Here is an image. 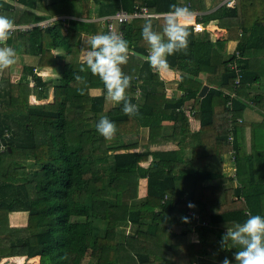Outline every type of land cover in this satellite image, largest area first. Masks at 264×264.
Returning a JSON list of instances; mask_svg holds the SVG:
<instances>
[{
  "label": "trees",
  "instance_id": "1",
  "mask_svg": "<svg viewBox=\"0 0 264 264\" xmlns=\"http://www.w3.org/2000/svg\"><path fill=\"white\" fill-rule=\"evenodd\" d=\"M220 3L0 0V15L16 25L52 20L47 28L16 29L7 41L16 63L0 71V264L22 260L11 257H26L22 264L34 257L39 264H197L204 256L235 264L239 249L220 246L226 228L243 223L248 213L264 216V148L255 143L264 134V0L214 8ZM172 4L198 12L197 22L216 24L227 36L215 41L207 31L184 26L187 54L167 58L168 69L180 73L169 80L144 60L146 21L115 27L130 49L122 66L133 77L127 95L139 105L138 116H126L122 105L105 98L97 77L79 72L87 36L113 33L91 16L132 14L144 5L150 13H166ZM152 21L154 30L163 27L160 19ZM229 43H235L230 53ZM35 68L50 69L54 78L37 76ZM77 74L85 83L74 79ZM204 85L208 91L199 98ZM167 88L179 95L173 103L166 102ZM249 109L262 117L245 118ZM101 117L116 125L110 141L96 131ZM238 118L251 121L247 148ZM212 201L219 202L217 211L207 214L205 204ZM14 213L27 215L23 227L10 225ZM191 231L194 242L188 241Z\"/></svg>",
  "mask_w": 264,
  "mask_h": 264
},
{
  "label": "clouds",
  "instance_id": "2",
  "mask_svg": "<svg viewBox=\"0 0 264 264\" xmlns=\"http://www.w3.org/2000/svg\"><path fill=\"white\" fill-rule=\"evenodd\" d=\"M166 13L155 14L162 21L163 27L154 30L152 19H148L141 30V37L149 49L146 60L152 68L167 69V58L177 53L187 54L189 32L184 23L192 16L186 7L175 4L169 6ZM17 25L13 19L0 15V71L16 63V51L7 46V41L15 32ZM129 44L123 34H97L90 38L89 48L85 52V62L79 68L80 73L90 72L103 85L105 98L115 105H122V112L129 117L139 115L138 103H133L127 95L132 86L133 77L126 75L122 66L129 60ZM74 79L83 84L86 76L75 75ZM79 95H85V88L77 89ZM96 131L105 140H112L117 132L114 122L101 117L95 125ZM194 208V204H189ZM188 223L187 217H182ZM198 242V241H197ZM222 249H239L233 253L235 264H264V216L248 213L243 223H236L226 228L220 240ZM221 264H232L227 257Z\"/></svg>",
  "mask_w": 264,
  "mask_h": 264
},
{
  "label": "crops",
  "instance_id": "3",
  "mask_svg": "<svg viewBox=\"0 0 264 264\" xmlns=\"http://www.w3.org/2000/svg\"><path fill=\"white\" fill-rule=\"evenodd\" d=\"M208 5H213L211 2H208ZM145 6V5H144ZM222 6H224V7H226L225 5H222ZM146 7V6H145ZM217 7V6H216ZM228 8V7H227ZM146 9H147V7H146ZM147 12L149 13V14H152V15H155V14H157V13H155V12H152V13H150L149 11H148V9H147ZM38 15H39V13H37ZM196 14L197 15H200L198 12H193L192 13V16H191V19H192V24H193V22H195L196 21V19H197V16H196ZM92 18H91V22H96L99 18H96V16H95V14H93L92 16H91ZM70 19H75V18H73V17H69ZM135 19H141V20H144V21H147L148 19H160L159 17H150V18H145V17H139V18H135ZM134 20V19H133ZM190 20V19H189ZM189 20H187L186 22H188ZM185 22V23H186ZM52 24V20L51 19H47V20H41V21H39V22H37V23H32V24H17V26H21V27H26L27 29L25 30V31H28V30H31L34 26H39L40 28H47V27H49L50 25ZM192 24L191 23H189V24H184V26H192ZM30 26H32V28H30V29H28ZM38 27V28H39ZM116 27H118V26H116ZM102 28V27H101ZM24 31V32H25ZM101 34V33H100ZM92 36H87V40H85L84 42H85V46L83 45V47H85L84 48V50H82V52H81V59L82 60H84L85 61V52H86V50L89 48V41H90V38H91ZM216 40V39H215ZM231 44V43H230ZM147 51H149V49H146L145 50V57H144V60L145 61H147L146 60V56H147ZM32 57V56H31ZM33 57H35V56H33ZM20 68V66H15L14 67V71H15V69H19ZM47 69V68H46ZM13 70V69H12ZM41 69L40 68H35L34 69V72H35V74L37 75V76H39V77H41V78H45V77H47V76H50V75H52V71L50 70V69H48V72H44V73H40L39 71H40ZM162 71H165L163 74L164 75H166V77H167V79H169V80H173V79H177L178 77H179V75H180V73L179 72H175V71H172V70H170V69H163ZM18 72V71H17ZM17 77H19V75H20V71H19V73L18 74H16V72H13ZM30 88H34V81L33 80H30L29 81V85H28ZM174 93L175 92H173V88H167L166 89V93H165V99H166V102L167 103H173V102H175V100H176V98H177V96H179V95H174ZM30 99H33L34 101H35V103L37 102L36 101V98L34 97V96H31L30 98H29V102H30ZM52 99V92L49 94V101ZM31 103V102H30ZM42 103H43V101H42ZM31 104H34V103H31ZM248 114L250 113L249 111L247 112ZM247 113H244V117L245 118H251L250 117V115H248ZM198 121V120H197ZM197 121H195V120H193V121H191V123H190V125L192 126V128H193V130L194 131H197L198 129H199V123L197 122ZM237 122L239 123V125H241V127H245V125L247 124V125H249L250 126V123H251V121L250 122H247L246 120L244 121L242 118H238L237 119ZM251 135H252V132H251ZM144 136V134L142 135V137ZM252 138V137H251ZM143 166H144V164H143ZM225 170L227 171V172H229L230 171V167H227V168H225ZM232 177V176H231ZM144 187V186H143ZM218 205H219V202L218 201H212V202H207L206 204H205V210H206V212H207V214H214V213H216V211H217V208H218ZM190 215H195L193 212H190ZM129 229V228H128ZM127 230V229H126ZM187 237L188 238H190V240L192 241V242H194V241H196L197 240V234L194 232V231H191L190 233H188V235H187ZM11 258H21L22 260L21 261H18V262H21V263H23V259H25L26 257H11ZM35 259H36V261L33 263V264H39L38 263V261H39V259H38V257H34ZM6 259H8V258H5V259H2V260H6ZM33 259V258H32ZM200 262L199 263H197V264H217V262H218V260H217V258L216 257H209V256H204V257H202V258H200V260H199ZM196 264V263H195Z\"/></svg>",
  "mask_w": 264,
  "mask_h": 264
},
{
  "label": "rangeland",
  "instance_id": "4",
  "mask_svg": "<svg viewBox=\"0 0 264 264\" xmlns=\"http://www.w3.org/2000/svg\"><path fill=\"white\" fill-rule=\"evenodd\" d=\"M223 3H220V5H217V7H220L222 6ZM228 6V5H227ZM81 8V7H80ZM214 8H216V6H214ZM80 10V9H77V11ZM196 16H198L196 14ZM126 24V23H125ZM192 24V23H191ZM120 27H124V24H121L119 25ZM192 28H194L193 26H191ZM211 28L212 30L214 31V33H211L209 32V34H212V35H216L213 37V40H218V39H225L226 36H227V32L225 29H221L220 27H218L216 24H211ZM215 40V41H216ZM235 47V43H229V50L228 52L230 53ZM227 52V53H228ZM21 59V58H20ZM31 59H34V58H31ZM262 64H263V67H264V62L262 61ZM18 71V72H17ZM13 72H16V74L19 73V69H13L12 73ZM40 73H44V72H48V69H42L39 71ZM13 75L16 77V75L13 73ZM18 76V75H17ZM56 77V76H55ZM48 78H54L53 75H50ZM46 79V78H45ZM207 86V85H206ZM51 93V92H50ZM51 101V100H50ZM30 102L31 103H35V101L33 99H30ZM109 103H111L110 101H108ZM113 104V103H112ZM249 115L252 119H256V118H259V117H262L261 115H258L257 113H255V111L249 109ZM243 128V134H244V148L246 147H249L252 143H253V136L251 135V125H245V127H242ZM252 137V138H251ZM140 141H141V145L143 146V148H145L147 145H146V138H145V135L142 137H139ZM256 142H259L260 145H262V148H264V134L263 136H258L256 138ZM10 163V161H8V164ZM22 165H24V163H22ZM144 166H147V164H144ZM26 218H27V215L25 213H14V214H10L9 216V223L10 225H15L17 227H23L25 225V222H26ZM14 227V226H13ZM122 230L124 231V233H127L130 231V228L129 229H125V228H122ZM132 230L134 231V228H132ZM188 241L189 242H192L190 240V238H188ZM6 260H9V259H6ZM21 261V260H20ZM34 261H36V259H34ZM34 261L30 262V264H33ZM39 263V261H38ZM15 264H22L21 262H15ZM28 264V263H26Z\"/></svg>",
  "mask_w": 264,
  "mask_h": 264
},
{
  "label": "built area",
  "instance_id": "5",
  "mask_svg": "<svg viewBox=\"0 0 264 264\" xmlns=\"http://www.w3.org/2000/svg\"><path fill=\"white\" fill-rule=\"evenodd\" d=\"M235 2H236V0H222L223 5H225L226 7H234ZM139 17H141V18L142 17L150 18V17H157V16L149 14L147 12L146 7L142 6L140 8H137L132 14H127L125 12H120V13H117L116 15H114V16H107V17H104V18H100L98 20L107 22L108 30L110 32L113 31V34H116V32H115V27L116 26L128 23L132 19L139 18ZM192 26L194 27L193 31L195 33H202V32H205V31H207L208 33L209 32L214 33V31L211 28V24L203 25L202 23L195 21V22H193ZM30 28H32V26H30L28 29H30ZM16 29L25 31L27 28L26 27L17 26ZM120 33H122L121 30L117 34H120ZM210 35H212V34H210ZM212 36L214 37L216 35H212ZM218 40H220V39H218ZM148 53H149V51H147V55H148ZM232 177H234V174H232Z\"/></svg>",
  "mask_w": 264,
  "mask_h": 264
},
{
  "label": "water",
  "instance_id": "6",
  "mask_svg": "<svg viewBox=\"0 0 264 264\" xmlns=\"http://www.w3.org/2000/svg\"><path fill=\"white\" fill-rule=\"evenodd\" d=\"M122 29H124V27H122ZM207 91H208V86L204 85V86L201 88V90L199 91V93H198V97H199V98H203V97L206 95Z\"/></svg>",
  "mask_w": 264,
  "mask_h": 264
}]
</instances>
